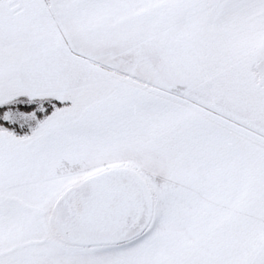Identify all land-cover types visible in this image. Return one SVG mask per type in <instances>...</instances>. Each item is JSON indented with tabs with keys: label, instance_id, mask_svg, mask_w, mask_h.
Masks as SVG:
<instances>
[{
	"label": "snow or ice",
	"instance_id": "snow-or-ice-1",
	"mask_svg": "<svg viewBox=\"0 0 264 264\" xmlns=\"http://www.w3.org/2000/svg\"><path fill=\"white\" fill-rule=\"evenodd\" d=\"M0 264H264V0H0Z\"/></svg>",
	"mask_w": 264,
	"mask_h": 264
}]
</instances>
